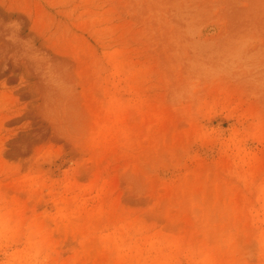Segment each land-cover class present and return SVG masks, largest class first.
<instances>
[{"label": "rangeland", "instance_id": "374dc122", "mask_svg": "<svg viewBox=\"0 0 264 264\" xmlns=\"http://www.w3.org/2000/svg\"><path fill=\"white\" fill-rule=\"evenodd\" d=\"M0 264H264V0H0Z\"/></svg>", "mask_w": 264, "mask_h": 264}]
</instances>
